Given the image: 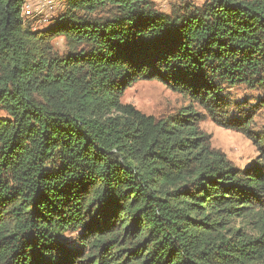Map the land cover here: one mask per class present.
Returning a JSON list of instances; mask_svg holds the SVG:
<instances>
[{
	"label": "trees",
	"instance_id": "obj_1",
	"mask_svg": "<svg viewBox=\"0 0 264 264\" xmlns=\"http://www.w3.org/2000/svg\"><path fill=\"white\" fill-rule=\"evenodd\" d=\"M23 6L0 0V264H264V136L231 93L264 89V0H66L43 29ZM144 80L257 158L214 148L204 113L125 103Z\"/></svg>",
	"mask_w": 264,
	"mask_h": 264
},
{
	"label": "rangeland",
	"instance_id": "obj_2",
	"mask_svg": "<svg viewBox=\"0 0 264 264\" xmlns=\"http://www.w3.org/2000/svg\"><path fill=\"white\" fill-rule=\"evenodd\" d=\"M206 1L208 0H154L159 10L167 13H171L173 9L180 8L185 4L197 6L203 5ZM65 3L66 0H52L51 6L43 7L41 12L35 9L37 4L32 3L34 15L27 19L34 27L46 28L52 25L56 18L64 12ZM53 43L59 53L67 52L68 48L63 37H55ZM231 93L234 95L233 101H235L232 109L240 116H243L242 113L249 114L252 117L249 128L251 133L264 136V89L239 85L232 87ZM123 101L156 117L174 115L184 109H192L206 114V110L200 105L190 98L172 91L158 80H144L135 83L127 89ZM200 126L210 134L212 146L223 151L236 166L243 168L257 158L258 148L245 133L218 124L209 114H206V118Z\"/></svg>",
	"mask_w": 264,
	"mask_h": 264
},
{
	"label": "built area",
	"instance_id": "obj_3",
	"mask_svg": "<svg viewBox=\"0 0 264 264\" xmlns=\"http://www.w3.org/2000/svg\"><path fill=\"white\" fill-rule=\"evenodd\" d=\"M32 3H36L37 7L35 9L41 12L43 10V7L51 6L52 0H24V6L21 14L24 20H27V18L34 15Z\"/></svg>",
	"mask_w": 264,
	"mask_h": 264
}]
</instances>
